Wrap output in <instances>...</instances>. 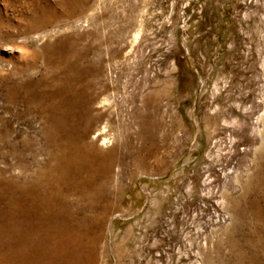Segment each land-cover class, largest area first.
<instances>
[{"label": "rangeland", "instance_id": "rangeland-1", "mask_svg": "<svg viewBox=\"0 0 264 264\" xmlns=\"http://www.w3.org/2000/svg\"><path fill=\"white\" fill-rule=\"evenodd\" d=\"M0 264H264V0H0Z\"/></svg>", "mask_w": 264, "mask_h": 264}, {"label": "bare ground", "instance_id": "bare-ground-1", "mask_svg": "<svg viewBox=\"0 0 264 264\" xmlns=\"http://www.w3.org/2000/svg\"><path fill=\"white\" fill-rule=\"evenodd\" d=\"M103 131V128L102 129H100L99 130V133L98 132H96V134L98 135V134H100L101 132ZM102 143H106V140L103 138L102 139ZM70 160H71V158H70ZM80 191V190H79ZM51 218V217H50ZM36 232V231H35ZM34 236H35V233H33V232H31V234H30V237H31V239L33 240V238H34ZM51 237V236H50ZM53 238H55L56 236L55 235H53L52 236ZM51 237V238H52ZM21 242L23 243V246L26 244V243H30V242H28L29 240H31V239H27V234L24 232L22 235H21ZM31 240V241H32ZM53 240V239H52ZM35 242V241H34ZM33 243V242H32ZM32 243H30L29 245H32ZM62 260L61 259H58V261L57 262H61Z\"/></svg>", "mask_w": 264, "mask_h": 264}]
</instances>
